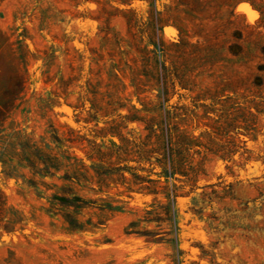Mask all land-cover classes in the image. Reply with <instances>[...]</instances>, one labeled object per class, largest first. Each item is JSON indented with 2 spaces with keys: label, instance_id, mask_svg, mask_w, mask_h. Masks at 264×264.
Instances as JSON below:
<instances>
[{
  "label": "rangeland",
  "instance_id": "rangeland-1",
  "mask_svg": "<svg viewBox=\"0 0 264 264\" xmlns=\"http://www.w3.org/2000/svg\"><path fill=\"white\" fill-rule=\"evenodd\" d=\"M0 264H264V0H0Z\"/></svg>",
  "mask_w": 264,
  "mask_h": 264
},
{
  "label": "snow or ice",
  "instance_id": "snow-or-ice-1",
  "mask_svg": "<svg viewBox=\"0 0 264 264\" xmlns=\"http://www.w3.org/2000/svg\"><path fill=\"white\" fill-rule=\"evenodd\" d=\"M242 10L251 12L250 8H248L247 6H243Z\"/></svg>",
  "mask_w": 264,
  "mask_h": 264
}]
</instances>
